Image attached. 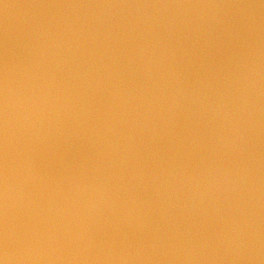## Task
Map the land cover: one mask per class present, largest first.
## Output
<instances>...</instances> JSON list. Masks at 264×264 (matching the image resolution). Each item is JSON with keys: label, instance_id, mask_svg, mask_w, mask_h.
Listing matches in <instances>:
<instances>
[{"label": "clouds", "instance_id": "clouds-1", "mask_svg": "<svg viewBox=\"0 0 264 264\" xmlns=\"http://www.w3.org/2000/svg\"><path fill=\"white\" fill-rule=\"evenodd\" d=\"M0 264H264V0H0Z\"/></svg>", "mask_w": 264, "mask_h": 264}, {"label": "water", "instance_id": "water-1", "mask_svg": "<svg viewBox=\"0 0 264 264\" xmlns=\"http://www.w3.org/2000/svg\"><path fill=\"white\" fill-rule=\"evenodd\" d=\"M15 3L23 2V0H13Z\"/></svg>", "mask_w": 264, "mask_h": 264}]
</instances>
